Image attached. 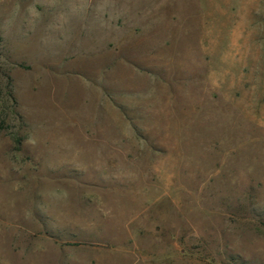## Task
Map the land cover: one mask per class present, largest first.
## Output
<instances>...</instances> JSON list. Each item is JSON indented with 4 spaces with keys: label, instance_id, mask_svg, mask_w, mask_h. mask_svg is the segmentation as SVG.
<instances>
[{
    "label": "rangeland",
    "instance_id": "obj_1",
    "mask_svg": "<svg viewBox=\"0 0 264 264\" xmlns=\"http://www.w3.org/2000/svg\"><path fill=\"white\" fill-rule=\"evenodd\" d=\"M0 264H264V0H0Z\"/></svg>",
    "mask_w": 264,
    "mask_h": 264
}]
</instances>
